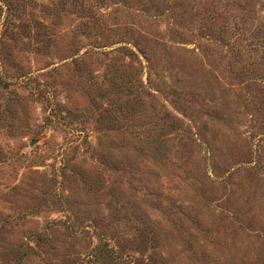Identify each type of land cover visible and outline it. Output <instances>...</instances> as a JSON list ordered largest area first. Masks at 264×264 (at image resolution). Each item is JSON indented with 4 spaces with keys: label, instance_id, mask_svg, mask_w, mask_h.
<instances>
[{
    "label": "rangeland",
    "instance_id": "rangeland-1",
    "mask_svg": "<svg viewBox=\"0 0 264 264\" xmlns=\"http://www.w3.org/2000/svg\"><path fill=\"white\" fill-rule=\"evenodd\" d=\"M99 242L264 264V0H0V264Z\"/></svg>",
    "mask_w": 264,
    "mask_h": 264
},
{
    "label": "trees",
    "instance_id": "trees-1",
    "mask_svg": "<svg viewBox=\"0 0 264 264\" xmlns=\"http://www.w3.org/2000/svg\"><path fill=\"white\" fill-rule=\"evenodd\" d=\"M35 243H37L39 245V247L47 248V250L50 248V244L48 243L47 239L42 237L40 234L35 237ZM24 255L25 254L23 253V256ZM125 256L127 257V255H125ZM84 258L85 259L82 258L83 260H82L81 264H90L93 261H98V260H102V259L118 260L119 261L121 258H123V255L119 251L113 249L112 247H108L107 244L99 242L94 247V249L91 251V253L85 255ZM21 259L22 258H20V257L16 258L15 260H17V262H15L14 264H22ZM132 260H135L136 264H155V263H153V260H151V259L143 261V259H141V258L140 259L133 258Z\"/></svg>",
    "mask_w": 264,
    "mask_h": 264
}]
</instances>
